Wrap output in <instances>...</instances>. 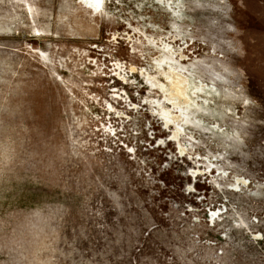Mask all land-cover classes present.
Returning a JSON list of instances; mask_svg holds the SVG:
<instances>
[{
  "label": "rangeland",
  "instance_id": "rangeland-1",
  "mask_svg": "<svg viewBox=\"0 0 264 264\" xmlns=\"http://www.w3.org/2000/svg\"><path fill=\"white\" fill-rule=\"evenodd\" d=\"M0 264H264V0H0Z\"/></svg>",
  "mask_w": 264,
  "mask_h": 264
}]
</instances>
